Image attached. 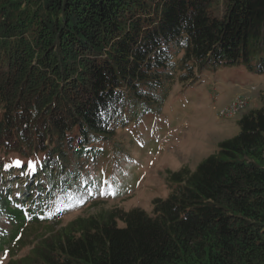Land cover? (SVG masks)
<instances>
[{
  "label": "trees",
  "instance_id": "16d2710c",
  "mask_svg": "<svg viewBox=\"0 0 264 264\" xmlns=\"http://www.w3.org/2000/svg\"><path fill=\"white\" fill-rule=\"evenodd\" d=\"M238 66L264 75V0H0L6 264H264V92L195 171L168 172L152 215L101 208L49 224L66 212L50 210L55 191L98 187L78 168L128 115L161 112L176 80ZM20 167L34 176L24 191Z\"/></svg>",
  "mask_w": 264,
  "mask_h": 264
},
{
  "label": "rangeland",
  "instance_id": "374dc122",
  "mask_svg": "<svg viewBox=\"0 0 264 264\" xmlns=\"http://www.w3.org/2000/svg\"><path fill=\"white\" fill-rule=\"evenodd\" d=\"M263 92L264 75L251 73L244 66L200 72L195 79L184 83L176 80L161 112H138L139 117L134 119V115H128L130 119L117 125L113 137L97 144L100 153H105L101 159L83 158L88 166L81 165L78 169L94 177L98 187L88 188L85 194L81 191L83 182L76 190L55 191L54 195L62 198L51 200L50 210L54 207V212H66L61 221L54 220L49 224L59 229L60 225L64 226L76 217L93 215L101 208L127 211L140 208L152 215L154 200L166 199L172 191L168 172H178L183 168L195 171L218 151L222 141L239 133L238 122L245 113L262 108ZM234 97L247 98L248 107L232 118L222 119L217 111ZM15 159L22 161L20 157ZM77 161L74 160L73 165ZM24 170L26 168L22 167L13 170L15 176L26 179L23 191L32 185L29 184L33 180L30 177H34L31 171L26 173ZM41 177L45 179L44 175ZM4 178L7 179L6 174ZM68 181H64L66 187H69ZM10 184L16 185L15 190L19 191L16 182ZM75 199L80 201L73 204ZM95 201L97 204L94 205ZM1 223L6 226V221L1 220ZM36 228L42 233L45 229L42 226ZM33 229L26 233L29 236L31 232L36 233ZM28 251L27 247L18 256ZM8 257L6 253L1 254L0 264H6Z\"/></svg>",
  "mask_w": 264,
  "mask_h": 264
},
{
  "label": "built area",
  "instance_id": "2783aa9c",
  "mask_svg": "<svg viewBox=\"0 0 264 264\" xmlns=\"http://www.w3.org/2000/svg\"><path fill=\"white\" fill-rule=\"evenodd\" d=\"M248 106V99L243 97L236 98L230 105L219 110V117L232 118L243 111Z\"/></svg>",
  "mask_w": 264,
  "mask_h": 264
},
{
  "label": "snow or ice",
  "instance_id": "6c2138e0",
  "mask_svg": "<svg viewBox=\"0 0 264 264\" xmlns=\"http://www.w3.org/2000/svg\"><path fill=\"white\" fill-rule=\"evenodd\" d=\"M13 163H14V165H16V166H20L22 162H21L20 160H15V161H13ZM36 163H37L36 161H28L27 166H28V168H29L31 171H35ZM104 183L107 184L108 182L105 181Z\"/></svg>",
  "mask_w": 264,
  "mask_h": 264
},
{
  "label": "clouds",
  "instance_id": "9594fccd",
  "mask_svg": "<svg viewBox=\"0 0 264 264\" xmlns=\"http://www.w3.org/2000/svg\"><path fill=\"white\" fill-rule=\"evenodd\" d=\"M219 97H220V96H219ZM235 99H236V98L234 97V98H233V99H232V100H231L226 106L230 105ZM248 104H249V103H248ZM226 106H224V107H226ZM224 107H223V108H224ZM247 107H248V106H247ZM247 107H246V108H247ZM246 108H245V109H246ZM221 109H222V108H221ZM245 109H244V110H245Z\"/></svg>",
  "mask_w": 264,
  "mask_h": 264
}]
</instances>
